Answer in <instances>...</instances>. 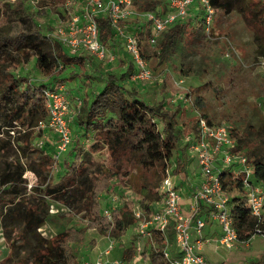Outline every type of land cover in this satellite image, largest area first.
<instances>
[{
  "label": "trees",
  "instance_id": "1",
  "mask_svg": "<svg viewBox=\"0 0 264 264\" xmlns=\"http://www.w3.org/2000/svg\"><path fill=\"white\" fill-rule=\"evenodd\" d=\"M216 1L225 12L237 10L243 15L264 51L263 0H211L214 6ZM42 2L64 3L63 0ZM163 3V0H133L138 15L122 22L123 25L128 21L133 23L141 54L148 62L153 56L168 62L176 42L186 34L194 33L189 22L175 21L162 32L158 46V41L151 44L152 22L144 14H161ZM0 13V128H9L6 131L9 139H0V227L11 252L5 263L77 264L76 250L85 243L88 230H96L101 236L122 238L136 223L132 201L128 200L113 213V221L102 216L100 196L105 190L131 187L139 195L141 206L149 211L159 198L156 189L164 177L167 162L175 160V173L185 171L190 159L186 147L179 145L182 130L178 112L167 108L165 100L150 103L138 88L126 87L123 82L126 73L120 76L108 73L103 89L88 93L79 109L77 100L74 110L75 125L106 146L109 157L105 167L89 172L83 161L86 164L92 162V156L87 160L88 154L78 152L77 161L68 164L65 174L52 182L54 160L41 149L38 150L46 154L41 159L26 164L18 159L8 161L14 156L18 158L19 154L28 158L26 154L34 147L35 127L48 116L44 91L55 88L58 85L55 82L62 78L59 76L69 68L71 75L84 69L89 58L71 55L49 34L52 26L44 28L37 22V14L27 9L25 0L0 1ZM96 20L100 40L105 45L110 42L122 45L120 39H115L107 16L99 15ZM196 20V28L204 30V18L199 20L196 16ZM29 63L37 72L48 76L49 82L36 85L28 75L16 73ZM126 63V72L132 74V63ZM17 126L25 133L18 131L16 137L10 136L9 131ZM186 132L198 135L199 119ZM232 135L237 140L233 151L248 158L256 181L264 185V148L259 140L249 143L235 129H232ZM26 171L37 177L31 193L27 192L28 180L23 177ZM242 180L243 176L235 177L230 170L222 172L224 188L232 199L239 240L247 241L258 229H264V224L248 208ZM54 205L58 211L50 213ZM79 214L86 223L71 226L74 215ZM39 228L44 229L45 236ZM154 241L159 252L151 254L152 264H168L160 256L165 246L163 236L155 234ZM125 253L129 259L135 249L131 245Z\"/></svg>",
  "mask_w": 264,
  "mask_h": 264
},
{
  "label": "built area",
  "instance_id": "2",
  "mask_svg": "<svg viewBox=\"0 0 264 264\" xmlns=\"http://www.w3.org/2000/svg\"><path fill=\"white\" fill-rule=\"evenodd\" d=\"M166 2L168 12L144 14L152 22L151 44L157 43L169 24L185 21L191 7L197 3L202 6L205 13L204 28L206 32H211L216 13L211 0H167ZM65 10L69 20L55 30L56 34H49L71 55L87 53L99 62L109 65L119 61L117 44L110 42L105 45L99 37L96 18L105 15L114 29L115 39L122 41L123 50L129 57L128 62L134 67L131 79L140 83L153 78L149 62L141 54L136 33L129 32L122 24L126 19L138 15L133 8V0H69ZM60 85L44 91L48 116L35 127V131L44 134L43 138L47 137L48 131L55 134L56 137L53 139L55 155L52 156L55 164L59 155L66 152L74 140L71 124L75 112L72 113L69 96L64 92L66 85ZM81 105L82 99H78L77 109ZM44 143L43 140L38 142L40 146ZM184 143L187 154L196 158L199 168L198 185L187 194L191 187L178 182V174L175 173L177 164L175 160H170L167 162L164 177L156 189L159 198L150 206L149 211L141 206L139 199L135 201L124 198L121 192L124 187L105 190L100 196L101 214L109 221H113V213L126 200L132 201V214L136 221L132 242L135 253L129 259L122 256L114 257L113 254L119 246L125 249V240L123 237L114 238L107 235L106 247L100 250L94 259L82 260L78 264H152L151 254L159 252L158 245L154 241V235L157 233L163 236L165 243L160 256L168 264H209L203 249L210 243L214 244L216 250L230 251L238 244L249 246L256 236L264 238V229H258L257 234L249 240L240 241L235 227L232 199L224 188L222 172L230 170L235 177L243 176L242 185L246 193L247 206L251 214L263 224L264 185L256 181L253 165L248 158L233 151L237 140L232 135L231 127L225 123L210 124L207 119L200 117L198 135H186ZM28 176H31V179L30 177L28 179ZM23 177L29 180V189L37 183V177L31 171H26ZM186 199L189 200L188 203L185 202ZM57 211L51 206V213ZM208 221L219 228V235L215 238L208 237L204 233ZM38 231L46 235L43 228H39ZM0 240L5 241L3 232H0ZM174 249L177 251L176 254L173 252Z\"/></svg>",
  "mask_w": 264,
  "mask_h": 264
},
{
  "label": "rangeland",
  "instance_id": "3",
  "mask_svg": "<svg viewBox=\"0 0 264 264\" xmlns=\"http://www.w3.org/2000/svg\"><path fill=\"white\" fill-rule=\"evenodd\" d=\"M0 1L16 2V0ZM42 1L25 0V5L29 11L37 14L36 20L42 27L52 26L50 33L56 34L55 30L69 20L65 10L66 3L69 0H63L62 5H59L60 3L51 4L50 2L43 4ZM138 1L144 2L146 0ZM166 1L163 0L161 13H166L169 10ZM214 4L216 13L211 32L208 33L205 29L196 28V16L200 20L204 18L205 13L199 3L195 4L191 7L189 16L184 21V23L189 22L194 33L191 35L186 34L176 42L168 62H161L159 56L152 57L149 65L153 72V78L149 81L135 84L131 79V74L123 71L126 70L123 67L127 66L123 61L122 64H119V61L112 65L103 64L87 53H83L82 55L89 58L85 61V68L74 75L70 74L72 69L69 68L59 77L70 76V78H63V80L61 78L55 82L61 85L66 84L64 92L70 97L72 113L74 114V107H76L78 98L83 100L85 96H88V93H96L103 89L108 73H115L118 76L121 73H126L123 79L126 87L131 88L134 86L138 88L142 97L150 103L165 100L167 108L178 112L179 127L182 130L180 147L185 146L184 137L190 134L186 131L191 129L196 119L203 116L207 117L212 124H227L231 129H235L244 135V140L249 143H253L258 139L260 145L264 148V51L259 47L255 33L242 14L237 10L227 13L224 9L219 8V2L216 1ZM126 25L129 32H135L132 22L128 21ZM160 41L161 39L158 40L156 46L159 45ZM117 47L120 54L123 53L120 58L122 56V60L128 62L129 57L124 56L120 42ZM16 73L28 75L36 85L49 82V77L37 72L30 63L22 66L21 70ZM71 126L74 130L73 143L66 152L59 155L56 164L53 161L52 182H57L60 176L65 174L68 164L77 161L78 152L88 154L86 157L84 156L87 160L92 156V162L86 164L83 161L89 172L97 167H105L108 161V150L101 141L96 140L93 135L83 132V130L77 132L78 128H76L75 133L74 120ZM8 129L6 127L0 128V139H9L6 132ZM14 129V134H12V130L9 131L12 137H16L21 128L17 126ZM35 132L37 137L34 141V147L26 154L28 158L19 154L18 158L14 156L8 161L18 159L22 164H26L34 159L43 158L46 155L43 154L45 152L50 156L55 155L54 145H52L54 141H50L52 144H48L51 137H55V134L48 131L46 133L47 137L43 138L44 134L38 131ZM22 133H25V130L20 131V134ZM40 140L45 142L41 146L38 144ZM14 149L16 150V146H14ZM38 149L44 152L41 153ZM189 159L188 163L192 168L190 176L192 178L197 175L196 158L194 155H189ZM183 172L179 173L180 175L177 173L178 182L184 186H186V183L191 184L192 180L190 182L187 179L186 172ZM29 177L31 179V176H28V179ZM31 190L27 185V192L31 193ZM121 192L124 198L129 200L135 199V201H138L140 198L131 187H124ZM79 215H74L70 222L71 226L86 223V220L82 218V214ZM54 231L52 228L51 233L54 234ZM0 232H3L1 227ZM134 232L135 227L130 229L128 234L134 236ZM133 236L128 237V240L134 239ZM128 240L124 244L126 248L130 247L131 242ZM105 241L106 239H103V236L99 235L96 230H88L85 243L76 250L79 257L78 262L94 259L99 247L103 248ZM228 251L223 249L220 253L223 257H226ZM0 252V262L6 264L5 261H8L11 254L6 238L5 241L0 240ZM232 254H235V256ZM230 255L234 258L237 256V262L227 259L224 264H237L241 261L240 264H264V238L256 236L249 246H241L236 251L230 252L228 256ZM250 258H253L254 262L250 261ZM218 259H222V257H218Z\"/></svg>",
  "mask_w": 264,
  "mask_h": 264
},
{
  "label": "crops",
  "instance_id": "4",
  "mask_svg": "<svg viewBox=\"0 0 264 264\" xmlns=\"http://www.w3.org/2000/svg\"><path fill=\"white\" fill-rule=\"evenodd\" d=\"M121 47H122V45H121ZM118 48V47H117ZM122 50H123V47H122ZM123 52H124V50H123ZM118 54H119V64H122L123 62L125 63V65L127 64L126 62L127 61H125V60H122L123 58H122V56H121V58H120V55H122V54H120V52L118 51ZM124 56H126L127 58H128V55L127 54H125V52H124ZM129 59V58H128ZM123 61V62H122ZM101 63V62H100ZM104 64V63H103ZM124 66V65H123ZM122 66V67H123ZM123 69H127V66H124L123 67ZM124 72H126V70H123ZM63 78H70V76H67V77H63ZM63 78H62V80H63ZM133 81V80H132ZM131 81V82H132ZM135 84H138L137 82H135V81H133ZM68 84V83H67ZM66 85V84H65ZM75 96L77 95V94H74ZM70 98V97H69ZM79 99V98H78ZM74 110H75V107H74ZM72 116H74V115H72ZM75 127V133H76V128H78L77 126H74ZM81 130L78 128L77 129V132H80ZM56 137V136H55ZM55 137H51V141H53V139H55ZM53 143V142H52ZM52 143H50V142H48V144L50 145V144H52ZM52 145H54V144H52ZM54 149H55V146H54ZM190 170H192V168H191V166H190V164L188 163L187 164V167H186V170H185V172H186V175H187V179L191 182V180H192V182H191V184H189V183H186L185 185L186 186H188V187H191L192 189H194L197 185H198V183H199V168H198V165H197V161H196V170H197V175H194L192 178H191V172H190ZM184 173V172H183ZM184 176V175H183ZM188 181V182H189ZM190 185V186H189ZM189 189L188 191H187V194H189V192L192 190V189ZM188 197V196H187ZM186 203H188L189 202V200L188 199H186V201H185ZM205 208V207H204ZM204 216H206V214H204ZM130 229H132V228H130ZM130 229H128V231L130 230ZM128 231H127V233L125 234V236H123V239L125 240V241H127L129 238L128 237H131V236H133V235H129L128 234ZM204 233H205V235L206 236H208V237H213V238H215V237H217L218 235H219V228L216 226V225H214V224H212L211 223V221H208V224H207V227L205 228V230H204ZM134 237V236H133ZM103 239H106V241H105V244H104V246H103V248H100L99 247V249H98V251H97V253L100 251V250H103L105 247H106V245H107V237L106 236H103ZM172 239V241H173V238H171ZM128 241H130L131 243H130V246L132 245V242H133V239L132 240H128ZM241 246H243V245H241V244H238L237 245V247H235L232 251L234 252V251H236V249H238L239 247H241ZM127 248L125 247V249H124V247H121V246H119L118 248H117V250L115 251V253L113 254V256L114 257H117V256H119V257H123V258H125V259H128L127 257H126V253H125V250H126ZM232 251H228L229 253L230 252H232ZM174 254H176V249H174ZM203 252H204V254H205V256H206V258H207V260H208V262H209V264H222V263H224V262H226L227 261V259L228 260H233V262H235L236 260H237V256L234 258L233 256H228L229 255V253H226V254H228L226 257H223L222 255H221V250L219 251V250H216L215 249V247H214V244L213 243H210V244H208L207 246H205L204 247V249H203ZM97 253H96V256H97ZM118 255H117V254ZM239 253V252H238ZM225 255V254H224ZM232 255H234L235 256V254H232ZM237 255V254H236ZM95 256V257H96ZM218 257H222V259H218ZM234 258V259H233ZM250 261H252V262H254L253 261V258H250ZM237 262V261H236ZM242 262V261H241ZM240 262V263H241ZM239 262L237 263V264H240Z\"/></svg>",
  "mask_w": 264,
  "mask_h": 264
}]
</instances>
